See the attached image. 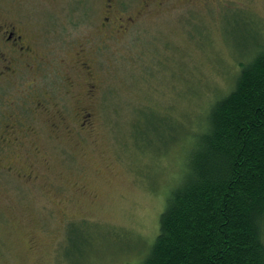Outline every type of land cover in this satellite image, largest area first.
<instances>
[{
  "label": "rangeland",
  "instance_id": "rangeland-1",
  "mask_svg": "<svg viewBox=\"0 0 264 264\" xmlns=\"http://www.w3.org/2000/svg\"><path fill=\"white\" fill-rule=\"evenodd\" d=\"M105 1L0 0L39 61L0 77V264H141L208 104L264 46V0Z\"/></svg>",
  "mask_w": 264,
  "mask_h": 264
},
{
  "label": "trees",
  "instance_id": "trees-1",
  "mask_svg": "<svg viewBox=\"0 0 264 264\" xmlns=\"http://www.w3.org/2000/svg\"><path fill=\"white\" fill-rule=\"evenodd\" d=\"M238 67L191 135L141 264H264V46Z\"/></svg>",
  "mask_w": 264,
  "mask_h": 264
},
{
  "label": "flooded vegetation",
  "instance_id": "flooded-vegetation-1",
  "mask_svg": "<svg viewBox=\"0 0 264 264\" xmlns=\"http://www.w3.org/2000/svg\"><path fill=\"white\" fill-rule=\"evenodd\" d=\"M168 1L143 0V3L146 8L151 3L163 7ZM105 4L106 12L110 16L118 10L117 0H106ZM105 20L109 22V17L107 16ZM32 47L31 41L26 40L24 34L13 23L0 22V77L15 75L17 70L22 67L31 68V62L38 63L39 61L35 62L37 57H33ZM85 121L87 120L85 119ZM13 134H16V131L12 120L0 119V171H11V167L5 163L3 155H8L14 146Z\"/></svg>",
  "mask_w": 264,
  "mask_h": 264
}]
</instances>
